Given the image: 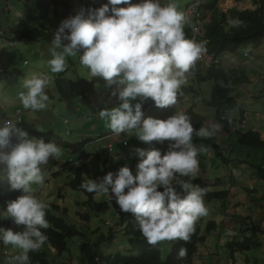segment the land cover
I'll list each match as a JSON object with an SVG mask.
<instances>
[{
	"label": "clouds",
	"instance_id": "clouds-1",
	"mask_svg": "<svg viewBox=\"0 0 264 264\" xmlns=\"http://www.w3.org/2000/svg\"><path fill=\"white\" fill-rule=\"evenodd\" d=\"M185 19L175 0L163 5L160 0H108L99 8H81L60 23L49 49L52 58L47 61L50 71L59 74L67 68V57L79 56L90 77L103 79L104 87L120 101L118 106L98 110L113 134L134 133L146 144L172 142L163 156L159 150L137 148L140 161L135 175L124 166L115 174L85 179L80 185L88 193L114 195L120 210L135 216V227L152 247L178 240L189 242L197 221L208 215L204 202L207 190L184 178L197 175L198 156L208 150L203 144L195 145L193 136L207 139L213 131L194 128L183 112L166 120L144 118L142 104H132L137 98H150L161 109L177 103L187 74L205 51L203 42L186 38ZM227 23L240 27L243 21L229 17ZM49 83L47 75H26L21 81L24 90L18 92L22 107L33 112L47 109L50 97L45 90ZM20 121L10 117L0 126V178L7 180L10 190L22 191L8 202L4 217L23 230L0 228V241L18 253L8 264H29V253L39 252L47 241L42 231L50 227L47 205L37 198L33 185L44 183L42 165L62 155L54 142L29 138L17 127ZM173 182L184 195L176 191ZM187 254L182 247L178 257L183 259Z\"/></svg>",
	"mask_w": 264,
	"mask_h": 264
},
{
	"label": "rangeland",
	"instance_id": "rangeland-1",
	"mask_svg": "<svg viewBox=\"0 0 264 264\" xmlns=\"http://www.w3.org/2000/svg\"><path fill=\"white\" fill-rule=\"evenodd\" d=\"M98 1L71 0L72 9L77 14L81 8H93ZM212 1L175 0L178 10L183 12L186 18L183 30L187 39L193 40L192 27L199 28L197 26L199 17L204 23L211 21L212 12H209L206 6ZM37 2L40 5H37ZM167 2L168 0H160L162 5ZM244 2L245 0H223L219 3V7L223 11H227L234 4L245 7ZM47 4L48 0H0V31L7 32L9 28L15 26L20 18L28 14L38 13L46 16L45 27L55 33L64 18V12L60 8L48 7ZM247 7L249 8V6ZM9 9L10 12L7 13ZM189 16L191 22H189ZM200 33L201 30L199 29ZM65 43L68 42L65 41ZM51 47L52 44L42 42H12L0 35V60L4 69V73L0 74V102L5 106L9 116H13L16 111L23 114V122L18 127L26 131L29 138H33L31 137L32 133H52L54 135L53 142L62 150V155L58 159L50 158L46 165H42L46 174L44 183L43 185H33V189L37 198L47 205L46 214L50 213L56 218L64 219L68 225L76 226L82 235L70 240L68 250L62 255H58L52 249L47 251L46 244L41 250L47 251L50 264H87L86 261L82 260L81 243L87 242L94 245L98 243L102 235H107L111 229L115 230L114 239L110 243L102 241L98 245L100 255L107 257L116 253L129 252V238L120 231V227H117L122 218H127L129 212L125 213L120 210L114 195L111 198L103 193H97L94 199L97 203L108 204L109 210L106 214L96 216L89 207L83 206L87 202L86 195L66 188V184L73 178L72 175L77 168L76 166L79 165V154L72 149L65 148L64 144L77 145L85 141L88 142L86 152L92 172L90 178L96 180L103 178L108 172L115 174L124 166L129 167L135 175L137 164L140 161V157L135 151L136 148L139 146L141 149L152 150L156 144L154 142L146 144L141 141L139 144L134 133L126 132L117 136L107 128L105 121L99 118L98 110L118 106L120 101L106 93L102 78L90 77L89 70L81 66L79 56L67 57V68L65 72L59 74L70 81H74L78 77L93 83L94 92L89 102L77 99L69 109L68 105L61 101L54 88V79L59 74L52 73L47 64V61L52 58L49 52ZM244 53L251 56L245 55L244 58ZM203 54L209 63L212 62V59L205 52ZM218 63L226 72L243 68L248 74L251 83L239 86L235 94L232 95L239 107L246 112V129L243 130L239 127V131L240 129L246 131L253 128L262 133L264 139V41L258 48L247 46L238 49L235 54H225ZM31 73L44 74L50 78V83L45 90L50 96V102L45 110L37 112L25 110L18 99V92L24 90L21 87V81ZM213 87L212 82L200 84L190 75L187 84L183 85L180 93H178L177 103L174 107L164 109L156 107L151 109L144 118L151 116L166 120L175 115L176 112L185 113L189 108H193L194 112L205 120L204 127L213 131L210 138L217 142L224 152L231 155L232 160L228 162L218 161L213 155L207 159L202 177L210 183L211 192H227L229 198L225 207L221 206L222 202L205 203L208 208V215L197 221L201 223L202 234L205 233L209 222H216L218 228L222 227V229L215 230L207 236L204 244L198 245L196 261L207 263L211 257H214L211 264H228L225 260L226 257L220 256L219 252L221 246L228 243L233 236H238L233 222L237 218L234 216H239L241 220L244 217H251L255 224L264 228V205L255 202V200L264 198V186L262 183L253 180V170L247 164H243V161L253 164L264 162V150H250L241 147L236 143L235 138L223 136L222 128L216 119L217 111L207 108L203 104L210 96ZM184 89L191 91L189 95H186ZM191 89L194 90L195 94ZM132 104L135 105L136 103L132 101ZM221 111H223L222 114L228 113L224 109ZM3 114L5 111L2 112L0 109V118L3 117ZM0 126H2L1 122ZM123 141L130 142L131 146L128 145L130 148H123ZM109 146H113V153H109ZM64 168L66 170L58 177H51L53 173L56 174ZM189 179L192 183L195 180V178ZM3 182L5 183V193L3 201L0 202V228L6 229V223L11 221L10 228L21 231L23 226H17L11 218H5L4 215L8 202L14 200L11 194L17 192L19 197L22 195V191L10 190L7 180L3 178ZM173 186L177 192L184 195L179 185L173 182ZM161 188L163 189V187ZM253 188H257V190H253ZM59 190L63 191L62 198L57 196ZM251 190H253V194L249 193ZM250 199H253L254 202ZM54 207L58 210H54ZM64 211L66 214H63ZM78 214L90 216V222L81 223L78 220ZM173 243L164 242L160 244L163 259L167 258ZM262 247L252 252H245V254L237 253V261L234 264H253V262H246V260L250 258L253 260L254 257L259 259L260 264H264V243ZM17 254L15 249L11 246H5L0 241V264H8L9 258Z\"/></svg>",
	"mask_w": 264,
	"mask_h": 264
},
{
	"label": "trees",
	"instance_id": "trees-1",
	"mask_svg": "<svg viewBox=\"0 0 264 264\" xmlns=\"http://www.w3.org/2000/svg\"><path fill=\"white\" fill-rule=\"evenodd\" d=\"M221 1L223 0H213L207 4V10L212 12L211 21L209 23H204L200 17L198 22L195 20L197 26L201 30V33L196 37V41L204 43V52L212 59V62L209 67H206L197 60L194 68L187 74V81L188 77L191 75L200 84L207 82H212L214 84L210 96L203 102V104L205 107L217 111L216 119L222 128V133L225 138H235L236 143L239 146L250 150H264V139L262 138L261 133L253 128H249L246 131L240 129L239 131V127L243 130L246 129V112L239 107L237 101L232 95L235 94V91L239 86L251 83L248 74L243 68H236L226 72L218 63L225 54H235L238 49L247 46L258 48L263 43L264 0H245V7L234 4L227 11H223V9L219 7ZM132 2H140V0H132ZM106 3H108V0H99L93 9L99 8ZM47 6L54 9H62L64 12L63 20L76 15L72 9L71 0H48ZM247 6H249V8ZM229 17L239 18L243 21L242 25L240 27H230L227 23ZM45 21L46 16L38 13L28 14L20 18L15 26L9 28V30L3 33V35L12 42L32 41L51 44L54 32L49 31L45 27ZM245 55L250 54L244 53V58ZM54 88L61 101L67 104L69 109H71L73 102L77 99H83L84 101L89 102L91 95L94 92L93 83L86 82L78 77L74 81H70L63 78L60 74L54 79ZM105 91L106 93L111 94L110 89L105 88ZM184 91L186 95H189V92H191L187 89H184ZM192 92H194V90H192ZM133 102L142 104L141 110L143 114L156 108L154 101L150 98L144 101L137 98ZM223 109L228 113L222 114L223 111L221 110ZM185 114L190 117L194 128L199 129L201 126L204 127L205 120L197 115L193 108H189ZM161 120L165 119L161 118ZM31 137L37 139L42 138L45 142H53L54 139L52 133H32ZM154 143L156 144V147L153 149L159 150L163 156L169 151L172 142L166 140L162 143L155 141ZM193 143L197 146L203 144L207 146L208 149L206 153H201L198 156L199 170L195 177H191L195 178L193 184L199 185L207 190L204 197V202L206 204H211L216 201L222 202L221 206L225 207L229 198V193L211 192L210 183L202 177V173L206 168L205 164L207 159H209L211 155L221 162L232 160L230 158L231 155L224 152L223 148L212 138L202 139L194 135ZM87 145V141L77 145L64 144L65 148L72 149L75 153L79 154V165L76 166L77 168L72 175L73 178L66 184V188L84 193L87 197V202L83 204V206L85 208L89 207L93 214L100 216L108 212V204L95 202L94 198L97 193H88L80 187L81 183L85 179H89L92 175L86 152ZM137 148L140 147L138 146ZM243 164H247L253 170V180L262 183L264 186V162L253 164L248 162L245 163L243 161ZM65 170L66 169L64 168L56 174L53 173L51 177L56 178ZM184 179L189 178L185 177ZM158 190L163 191L161 187L158 188ZM253 190H257V188H253ZM253 190L249 193L253 194ZM4 193L5 183L3 182V178H0V202L4 199ZM62 193L63 191L59 190L57 196L62 198ZM11 196L15 200L17 199L18 194L17 192H14ZM255 202L263 206L264 198L255 200ZM53 209L58 210L56 207ZM63 214H66V211H64ZM234 217L237 218L234 219L233 222L238 236H233L228 243L221 246L219 252L220 256L226 257L225 260L228 264H234L237 261V253L245 254V252H252L253 250L261 249L263 248L262 246L264 243V228L255 224L253 218L244 217L241 220L239 216ZM46 219L50 227L42 231H44L47 236V241L45 243L47 251L52 249L58 255H62L68 250L69 241L81 236L82 233L76 226H70L64 219L56 218L50 213L46 214ZM78 220L81 223L87 224L90 222L91 218L88 215L78 214ZM10 226L11 221L6 223V229H11ZM117 227H120V231L129 238L130 249L128 253H116L115 255L107 257H102L100 255L98 245L102 241L110 243L114 239L113 234L115 233V230L111 229L107 235H102L98 243L94 245L87 242L81 243L80 248L82 260L86 261L87 264H102L103 262L105 264H211V262L214 261V257H211L207 263L196 261L198 256V245L204 244L207 236L215 230L222 229V227L218 228L216 222H209L207 223L205 233L202 234L201 223L197 222L195 226L196 230L191 237V240L187 243L180 240L175 241L167 258L163 259L160 244L156 247H152L146 242L140 231L135 227V216L132 213L129 212L127 218H122ZM182 247L186 248L188 252L187 257L183 259L178 257L179 250ZM47 251L40 250L39 252L29 253V263L50 264ZM246 262L260 264L257 257H254L253 260L251 258L247 259Z\"/></svg>",
	"mask_w": 264,
	"mask_h": 264
},
{
	"label": "built area",
	"instance_id": "built-area-1",
	"mask_svg": "<svg viewBox=\"0 0 264 264\" xmlns=\"http://www.w3.org/2000/svg\"><path fill=\"white\" fill-rule=\"evenodd\" d=\"M190 19V18H189ZM197 20V19H196ZM193 40L196 41V37L197 35L199 34V28H193ZM192 32V31H191ZM1 36H3V33H0ZM197 42V41H196ZM247 56V55H246ZM199 62H201L202 64H204L206 67H209L210 66V63L209 61L206 59L205 55L202 53L201 57L198 59ZM4 73V69H3V66H2V61L0 60V74ZM0 109L3 110L4 107L3 105L0 103ZM31 111V110H30ZM33 112V111H31ZM12 118H19L21 121L17 124V127L23 122V114L20 112V111H16L13 116H11ZM10 116H3L0 118V122L2 123V121L6 120V119H9ZM128 142L127 141H123L122 143V146L127 148L128 147ZM109 153H113V146H109ZM8 254V252H7Z\"/></svg>",
	"mask_w": 264,
	"mask_h": 264
},
{
	"label": "crops",
	"instance_id": "crops-1",
	"mask_svg": "<svg viewBox=\"0 0 264 264\" xmlns=\"http://www.w3.org/2000/svg\"><path fill=\"white\" fill-rule=\"evenodd\" d=\"M37 5H40V3H36ZM10 12V9L8 10V12L7 13H9ZM2 30V29H1ZM0 33H5V32H3V31H0ZM4 36V35H3ZM1 103V102H0ZM2 104V103H1ZM3 105V104H2ZM3 107H4V109L3 110H1L2 112L3 111H5V114H3V116H9V114L7 113V111H6V108H5V106L3 105ZM150 111H148L147 113H149ZM147 113H145V114H143V115H146ZM11 117V116H10ZM261 135H262V133H261ZM137 143H139L140 144V141L138 140L137 141ZM129 145L131 146V143L129 142ZM130 146H128L127 148H125V147H123V148H125V149H128V148H130ZM141 149V148H140Z\"/></svg>",
	"mask_w": 264,
	"mask_h": 264
},
{
	"label": "bare ground",
	"instance_id": "bare-ground-1",
	"mask_svg": "<svg viewBox=\"0 0 264 264\" xmlns=\"http://www.w3.org/2000/svg\"><path fill=\"white\" fill-rule=\"evenodd\" d=\"M235 172V171H234ZM248 187V186H247Z\"/></svg>",
	"mask_w": 264,
	"mask_h": 264
}]
</instances>
